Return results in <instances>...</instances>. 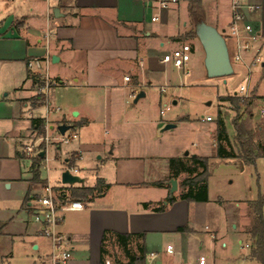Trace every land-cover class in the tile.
<instances>
[{
	"label": "crops",
	"instance_id": "1",
	"mask_svg": "<svg viewBox=\"0 0 264 264\" xmlns=\"http://www.w3.org/2000/svg\"><path fill=\"white\" fill-rule=\"evenodd\" d=\"M246 1L261 6L248 16L264 42V0ZM205 3L202 0L199 8L203 19L212 25L215 20L219 22L209 17ZM153 16L159 17L153 21ZM191 23L188 0H180L168 9H160L157 0H0V224H6L0 244L4 240L18 242L33 259L31 264H40L41 255H49L51 251L49 240L37 233V225L31 219L41 184H31L32 160L23 156L22 145L33 132L32 117H25L29 105L23 103L32 92L29 73H48L54 79L50 75L54 70L57 84L67 97L61 101V111L49 116L50 127L54 128L55 123L71 125L78 137L66 153L80 150V160L89 161L96 173V180L90 185L82 184V179L81 183L67 186L65 197L70 198L72 186L94 187L98 178L109 184L92 201H84L85 210L64 214L59 229L70 239L69 264H100L101 242L107 231L144 233L146 254L157 252L155 264H199L200 255L207 256L206 264H259L249 258L248 250L242 255L243 248L237 256L227 254L229 243L225 240L219 243L217 238L221 235L214 228L210 230L217 238L212 239L211 254L202 252L191 261L194 236L198 233L191 210L200 202L167 201L169 196L182 192L179 183L184 176L177 178L178 189L171 195L169 159L206 156L191 155L188 151L183 154L186 145L180 152L162 146L164 125L173 123L177 127L189 124L190 119H159L151 109L154 106L159 109L167 91L174 98L173 104L179 102L178 90L185 84L175 77L182 70L162 58L183 44L191 46V58L196 53L199 57L202 50L196 47V39L186 36ZM251 56L248 53L245 57L249 60ZM254 72L252 108L255 100L262 102L261 107L264 105V72ZM245 78L246 75L244 81ZM140 92L145 95L135 102ZM52 99L49 93L48 101L57 103L54 95ZM208 115L212 116H205ZM205 116L203 122L207 121L203 119ZM209 122L212 127L207 128L205 136L215 155L216 124L215 120ZM256 128L262 130L259 124ZM228 134L232 137L235 131ZM263 135L255 138L264 150ZM57 146L61 149V143ZM43 161L41 177L51 183L49 174L45 176L43 172L46 166ZM16 201L19 203L13 204ZM161 205L166 206L164 211L153 210ZM180 226H187L188 231H177ZM206 226L209 225L204 229ZM246 228L239 229V244L245 242ZM167 245H173L175 252L167 253ZM218 245L225 251L222 261L217 257ZM11 255L0 253V259Z\"/></svg>",
	"mask_w": 264,
	"mask_h": 264
},
{
	"label": "rangeland",
	"instance_id": "2",
	"mask_svg": "<svg viewBox=\"0 0 264 264\" xmlns=\"http://www.w3.org/2000/svg\"><path fill=\"white\" fill-rule=\"evenodd\" d=\"M204 6V5H203ZM209 17L215 20L214 26L224 35L226 38L228 48L231 57L234 55V41L228 37V24L231 21V7L230 0H212L210 3L206 0L205 7ZM210 20V22H213ZM157 23H160L158 21ZM225 29V30H224ZM191 31L194 32V24L191 23ZM196 39V47L202 50L199 57L197 53L193 54L192 58L188 62L189 73L186 75L184 71H181L179 75L175 77L177 82L185 84L178 90L180 97L177 104H173L174 98L170 91L163 93V101L159 104V109L152 107L154 116L159 119L163 117L166 119H178L185 118L190 119L189 124L182 123L177 127L165 129L166 133L162 137V146L169 149H180L186 145V149L183 150V154L190 152L191 155L195 153L203 154L209 157V177H208V200L200 201L199 204L194 206L191 210V216L193 217L194 227L197 229V234L194 236L193 252L190 253L189 259L194 261L195 256L200 253H210L213 240L210 233H207L204 229L205 225H209L211 230L218 229L220 232L219 243L225 240L229 243V248L226 250L227 254L237 256L242 249L241 244L238 243L239 229H243L244 226L248 227L252 222V211L248 207L250 201L256 200L260 192L264 191V157L259 158L255 164L242 165L237 159H220L216 157L212 152L208 143L207 128L212 127V123L209 121L203 122L202 116L211 114L213 120L217 117V112L221 110L226 116V124L228 126V132L233 133L234 127L232 124V118L236 115V111L227 101L222 100V96L233 95L235 92L240 91V84L244 81L246 70L241 63L233 60L234 73L226 77H214L210 78L206 74L204 65V51L197 36H191ZM257 69L255 70V72ZM254 72V73H255ZM51 76L58 80L57 72L51 70ZM186 75V76H185ZM60 84L53 86L54 91H50V98L53 95L57 99V103L53 106L62 107L61 101H63L67 94ZM32 92L30 97L25 99L23 103H27L29 106L41 104L43 100L42 93H39L37 88L31 85ZM52 90V89H51ZM53 100V99H52ZM210 102V104H209ZM134 104V103H133ZM262 102L255 100L253 102V108L251 111L254 115L242 112V117L247 118L248 126L254 128L259 124L262 130L259 131L255 128L256 137L260 134H264V120L260 114ZM169 107L166 110L164 116H161L160 110L162 108ZM252 107V106H251ZM145 112H152L149 109H145ZM252 113V114H253ZM46 114L45 106H41L33 111L34 117H43ZM51 116L53 114H50ZM60 115V113H55ZM26 118L32 117L29 109L25 113ZM49 123H52L49 118ZM165 125L163 126L164 129ZM74 128H70L66 131V135ZM46 134V133H45ZM44 134V136H45ZM50 141L41 139V135L35 132L29 133L24 139L22 147L32 145L33 150H46L48 151V157L50 160L43 168L45 176L49 174V180L52 184H58L61 180L62 169L64 168V158L71 157L72 153H66L75 143L74 140L69 141H57L56 136H62L58 132L57 124L49 132ZM107 137V136H106ZM264 140V135H263ZM58 143H61V149H58ZM165 148V149H166ZM62 151V153L60 152ZM25 158L29 159L26 155ZM34 156H30V160ZM45 161H43V164ZM29 164V162H26ZM76 165L79 168V176L83 179L84 185H90L96 180V173L92 164L85 159L77 161ZM48 166V170L46 167ZM186 175L183 176V178ZM180 188V186H179ZM39 190V189H38ZM24 191V190H23ZM262 195V194H261ZM264 196V195H262ZM19 201L13 202L18 204ZM264 211V210H263ZM2 217V215H0ZM212 232V231H211ZM245 242L251 243V236L248 233L243 235ZM203 243H199L200 241ZM199 247V248H198ZM110 252L116 255L122 262H127V258L121 248L112 247L109 248ZM242 255L247 253V250H242ZM9 253L11 256L8 259H0V264H31L33 259L28 257L25 249L18 242H11L4 240L0 244V253ZM225 251H223L219 245L217 248V257L222 261V257ZM170 257V255H168ZM38 263L49 264L48 255H41ZM161 264V262H157Z\"/></svg>",
	"mask_w": 264,
	"mask_h": 264
},
{
	"label": "built area",
	"instance_id": "3",
	"mask_svg": "<svg viewBox=\"0 0 264 264\" xmlns=\"http://www.w3.org/2000/svg\"><path fill=\"white\" fill-rule=\"evenodd\" d=\"M180 0H157L160 9H168L171 6L177 5ZM231 7V21L228 26V37L234 41V55L231 57V61L239 62L243 64L246 68L247 74L245 81L240 84V91L235 92L233 95L240 96L241 98H252L253 88H252V76L253 72L257 69L260 72H264V42L262 40L261 34L257 31L255 26L249 20V14L257 12L260 9V5L256 3L247 2L246 0H230ZM159 16H153L152 20L155 21ZM48 36V33H47ZM252 54L251 58L246 59V54ZM192 49L189 44H183L180 47L165 53L163 55L162 61L165 63H172L177 69L184 71L185 74L189 73L188 62L191 59ZM32 66V63H29ZM264 77V76H263ZM126 81H130L129 76H125ZM58 83L57 80L52 79L48 73L41 74L39 80L33 83L32 86L37 88L39 93H42L43 100L41 104L28 106L29 112L33 117L32 113L37 108L45 106L46 114L41 117L45 119V136L44 134H39L37 131H33L38 135H41V139H45L49 142L50 136L49 132L53 128L50 127L49 116L53 112H60L61 107L53 106L48 101V96L54 85ZM161 91H165L162 87ZM133 97L136 94H132ZM169 107L162 108L160 113L162 116L165 115L166 110ZM260 114L264 117V105L260 108ZM204 120H213L212 116H205ZM59 132V130H58ZM60 133V132H59ZM78 137L77 132L71 131L66 135V132L62 136H57L55 139L60 141H71ZM44 161L47 163L50 158L46 150ZM41 150H33L32 145H27L23 148V156L26 155L29 159L30 156H38L42 152ZM33 157V158H34ZM82 158V152L79 150L76 153H72L71 157L64 159L62 173L68 171L72 175H77L79 173V168L76 165L77 161ZM48 170V166L46 167ZM62 180V178H61ZM71 184L63 183L58 186H54L49 182H46L38 193H36V203L33 207L31 213L32 221L37 225V233L48 239L51 245V251L48 255L49 264H69L72 257V247L69 237L62 232L59 227L63 222L64 214L71 211H83L86 208L84 201L80 199H72L65 197V188ZM205 230L210 233L212 239L216 236L211 232L210 227L206 226ZM242 248L245 250L250 249L251 243L243 242L241 244ZM166 252L172 254L175 252L173 245L166 246ZM147 260L144 264H155L154 261L157 257V252L150 251L146 254ZM199 264L207 263V256L200 255L198 258ZM105 264H128L127 262L114 263L113 260L107 258ZM191 264V263H186Z\"/></svg>",
	"mask_w": 264,
	"mask_h": 264
},
{
	"label": "trees",
	"instance_id": "4",
	"mask_svg": "<svg viewBox=\"0 0 264 264\" xmlns=\"http://www.w3.org/2000/svg\"><path fill=\"white\" fill-rule=\"evenodd\" d=\"M189 11L192 22L204 20L199 8L202 0H188ZM186 36H195V32H188ZM40 75L29 73V78L36 83ZM223 101L229 102L236 111V115L232 118V124L235 134L230 137L226 125V116L219 110L215 119L216 124V153L215 156L220 159H238L243 164H255L256 161L264 156L262 144L256 142V130L248 126L247 118L242 117L241 113L252 114V98H241L237 95L222 96ZM32 129L39 134L45 133V119L41 117H32ZM40 155L34 157L31 162L32 179L31 184H41L43 186L46 180L41 177L40 163L42 161ZM169 168L172 178H179L180 175H186L179 183L182 192L178 196H169L167 201L169 204L174 203L178 199L188 201H207L208 200V177L209 157L194 155L191 157H172L169 159ZM104 187H109L103 178H98L94 187H74L69 188L70 198L80 199L85 202L92 201L98 192ZM31 192V187L28 194ZM145 208L148 207L144 203ZM249 208L252 211V222L246 228V232L251 236V247L248 256L256 260L259 264H264V196L259 195L256 200L249 202ZM165 205L153 208L154 211H164ZM5 223L0 224V235L3 234ZM177 231H188L187 226H180ZM145 234H122L118 232H105L100 247V264H105L107 258H112L114 263H120L121 260L110 252L109 248L119 247L124 252L128 264H144L147 260L146 247L144 244ZM139 239L142 241L140 242Z\"/></svg>",
	"mask_w": 264,
	"mask_h": 264
},
{
	"label": "water",
	"instance_id": "5",
	"mask_svg": "<svg viewBox=\"0 0 264 264\" xmlns=\"http://www.w3.org/2000/svg\"><path fill=\"white\" fill-rule=\"evenodd\" d=\"M56 12V10L54 11ZM194 32L200 42L204 51V65L206 74L210 78L214 77H226L234 73L233 63L230 57V51L224 35L218 30V28L212 24L207 23L205 20L199 21L194 25ZM145 95L144 92H140L136 98L137 102L141 97ZM210 103V102H209ZM76 115L77 112H74ZM175 124L169 123L165 125L164 129L173 128ZM71 125L60 124L57 129L61 134H64ZM188 154V152H186ZM45 152L40 153L41 157H44ZM62 182L67 184L81 183L82 179L77 175H72L68 171H65L61 175ZM170 194L173 195L178 189L177 179H170Z\"/></svg>",
	"mask_w": 264,
	"mask_h": 264
}]
</instances>
